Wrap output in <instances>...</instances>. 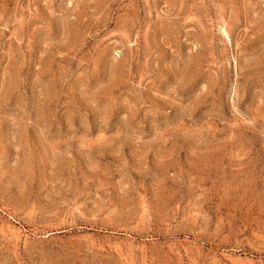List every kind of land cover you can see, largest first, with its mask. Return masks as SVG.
I'll return each instance as SVG.
<instances>
[{"label": "rangeland", "instance_id": "374dc122", "mask_svg": "<svg viewBox=\"0 0 264 264\" xmlns=\"http://www.w3.org/2000/svg\"><path fill=\"white\" fill-rule=\"evenodd\" d=\"M0 264H264V0H0Z\"/></svg>", "mask_w": 264, "mask_h": 264}]
</instances>
